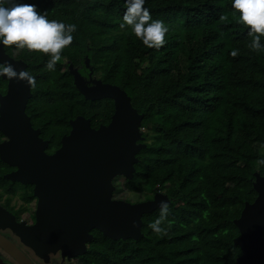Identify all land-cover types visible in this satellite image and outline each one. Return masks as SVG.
I'll return each instance as SVG.
<instances>
[{"label": "trees", "instance_id": "trees-1", "mask_svg": "<svg viewBox=\"0 0 264 264\" xmlns=\"http://www.w3.org/2000/svg\"><path fill=\"white\" fill-rule=\"evenodd\" d=\"M23 2L76 26L55 71L44 67L47 54L4 46L28 64L34 83L26 111L49 140L48 150L60 147L79 115L95 128L110 122L114 101L85 98L70 65L86 79L98 74L122 87L144 114L147 146L122 188L161 191L171 200L164 232L148 227L159 208L143 216L138 240H114L94 229L87 252L73 264H241L234 220L257 197L255 173L264 175V49L248 48V26L239 22L231 0H145L151 17L168 29L159 48L145 47L119 27L124 0ZM6 87L0 76V91ZM9 169L0 160L2 188ZM28 188L29 199L35 198Z\"/></svg>", "mask_w": 264, "mask_h": 264}, {"label": "water", "instance_id": "water-1", "mask_svg": "<svg viewBox=\"0 0 264 264\" xmlns=\"http://www.w3.org/2000/svg\"><path fill=\"white\" fill-rule=\"evenodd\" d=\"M0 62L31 76L27 62L10 56L4 46H0ZM70 70L85 98H111L114 113L108 124L98 128L83 115L70 120V132L52 152L48 150L49 140L41 137V130L33 126L26 111L33 97L32 84L26 79L1 76L7 87L5 93L0 91V132L5 136L0 142V160L16 167L6 178L33 185L38 199L33 225L6 220L5 227L46 261L58 252L69 259L85 254L94 229L114 240H138L143 236V216L157 210L161 201L171 203L161 191L135 203L114 197L115 179L134 177L137 155L147 146L142 128L144 114L133 106L122 87L100 79L87 81L73 65ZM253 187L257 197L246 202L240 217L234 220L240 232L234 244L241 249L237 258L241 264H264V175L255 173ZM0 245L20 264H33L1 235Z\"/></svg>", "mask_w": 264, "mask_h": 264}, {"label": "clouds", "instance_id": "clouds-1", "mask_svg": "<svg viewBox=\"0 0 264 264\" xmlns=\"http://www.w3.org/2000/svg\"><path fill=\"white\" fill-rule=\"evenodd\" d=\"M124 4L119 27H127L145 47L159 48L168 31L165 23L151 17L149 9L144 7L145 0H124ZM231 6L239 13V22L248 26L247 35L251 37L248 48L254 52L264 49V44H261V37L264 36V0H231ZM75 30L74 24L48 19L46 12L37 11L34 4L24 3L23 0H0V46L15 45L47 54L49 58L44 67L50 72L55 71L61 50L72 42ZM229 54L235 57L237 50L233 49ZM0 76L34 83L27 72H17L6 62H0ZM158 208V216L148 224L157 234L165 231L169 204L161 201Z\"/></svg>", "mask_w": 264, "mask_h": 264}, {"label": "flooded vegetation", "instance_id": "flooded-vegetation-1", "mask_svg": "<svg viewBox=\"0 0 264 264\" xmlns=\"http://www.w3.org/2000/svg\"><path fill=\"white\" fill-rule=\"evenodd\" d=\"M91 78H88L89 81ZM6 91V90H5ZM5 93V92H3ZM5 140V136L1 133L0 142ZM56 150V149H55ZM54 151V150H52ZM49 151V152H52ZM8 165V164H7ZM9 170L4 174L6 175L10 172L16 170V167L10 165ZM8 187H0V235L12 242L23 254L33 263V264H73L75 263V258H68L61 255L60 252L57 254H51L49 260H45L37 256L33 250L26 246L21 238L9 227H5L7 221L14 220L17 223H23L25 226H31L36 220V210L38 199L30 198L29 194V184H22L18 181H12L8 178ZM34 186L32 185V191ZM156 191L152 193L151 198H153ZM34 195V193H33ZM149 198V199H151ZM148 200V199H146ZM144 201V200H143ZM0 262L7 264H20L15 258L11 256L0 245Z\"/></svg>", "mask_w": 264, "mask_h": 264}, {"label": "rangeland", "instance_id": "rangeland-1", "mask_svg": "<svg viewBox=\"0 0 264 264\" xmlns=\"http://www.w3.org/2000/svg\"><path fill=\"white\" fill-rule=\"evenodd\" d=\"M65 59H61V62H64ZM98 74L93 76L92 79H98ZM86 79V78H85ZM87 80V79H86ZM145 132V129H143V133ZM124 181V177H117L114 181L116 185V191H115V196L119 195L118 197L125 198L126 201L128 202H140L146 199L151 198L152 193H147V194H135L128 192L127 190H124L122 188V182Z\"/></svg>", "mask_w": 264, "mask_h": 264}]
</instances>
